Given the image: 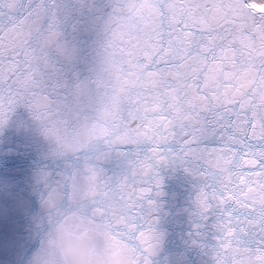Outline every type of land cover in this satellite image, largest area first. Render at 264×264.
Wrapping results in <instances>:
<instances>
[{
    "label": "snow or ice",
    "instance_id": "1",
    "mask_svg": "<svg viewBox=\"0 0 264 264\" xmlns=\"http://www.w3.org/2000/svg\"><path fill=\"white\" fill-rule=\"evenodd\" d=\"M18 107L69 162L41 200L90 174L86 208L115 216L135 264L169 162L211 180L196 202L215 213V264H264V3L0 0V127ZM113 153L123 176L100 166Z\"/></svg>",
    "mask_w": 264,
    "mask_h": 264
},
{
    "label": "water",
    "instance_id": "2",
    "mask_svg": "<svg viewBox=\"0 0 264 264\" xmlns=\"http://www.w3.org/2000/svg\"><path fill=\"white\" fill-rule=\"evenodd\" d=\"M148 147L128 151L144 153ZM68 163L54 155L50 141L26 108L18 107L0 127V264H27L38 243L37 215L44 190L40 176L63 172ZM100 166L109 176H123L128 172V157L106 155ZM184 169L179 162L158 167L161 183L156 189L159 195L151 196L154 240L149 264H215L213 251L219 243L213 227L215 213L205 216L196 202L200 189L211 180ZM77 181H69L65 199L77 193Z\"/></svg>",
    "mask_w": 264,
    "mask_h": 264
},
{
    "label": "clouds",
    "instance_id": "3",
    "mask_svg": "<svg viewBox=\"0 0 264 264\" xmlns=\"http://www.w3.org/2000/svg\"><path fill=\"white\" fill-rule=\"evenodd\" d=\"M259 10V8L257 9ZM52 145L53 153L57 151ZM90 174L78 177V191L65 199L57 192L45 197L37 215V246L27 264H135L136 246L125 236L115 216L100 218L88 211L92 199ZM65 176L62 174L61 179ZM43 185L48 177L41 174Z\"/></svg>",
    "mask_w": 264,
    "mask_h": 264
},
{
    "label": "bare ground",
    "instance_id": "4",
    "mask_svg": "<svg viewBox=\"0 0 264 264\" xmlns=\"http://www.w3.org/2000/svg\"><path fill=\"white\" fill-rule=\"evenodd\" d=\"M251 3L261 4L264 3V0H251Z\"/></svg>",
    "mask_w": 264,
    "mask_h": 264
}]
</instances>
